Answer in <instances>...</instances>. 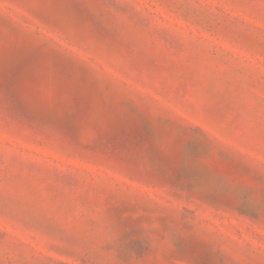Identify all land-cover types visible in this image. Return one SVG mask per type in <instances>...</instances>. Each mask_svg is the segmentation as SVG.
Returning <instances> with one entry per match:
<instances>
[{
	"label": "rangeland",
	"instance_id": "374dc122",
	"mask_svg": "<svg viewBox=\"0 0 264 264\" xmlns=\"http://www.w3.org/2000/svg\"><path fill=\"white\" fill-rule=\"evenodd\" d=\"M0 264H264V0H0Z\"/></svg>",
	"mask_w": 264,
	"mask_h": 264
}]
</instances>
